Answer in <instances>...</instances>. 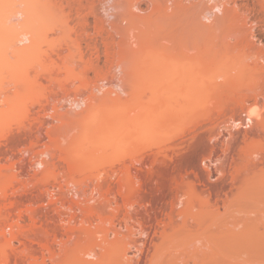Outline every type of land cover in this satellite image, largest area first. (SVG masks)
<instances>
[{"label": "rangeland", "instance_id": "1", "mask_svg": "<svg viewBox=\"0 0 264 264\" xmlns=\"http://www.w3.org/2000/svg\"><path fill=\"white\" fill-rule=\"evenodd\" d=\"M17 1L0 0V12L5 9L9 12L8 8L16 10L21 5L23 8L24 2L21 3L23 0ZM29 1H34L44 13L48 12L44 10L49 8L48 2H60V0ZM14 2L19 4L16 5V9ZM37 7L35 9L39 10ZM39 12L35 13L42 17L43 21L37 17L34 19L41 20L40 22L36 20L35 23H38L36 24L38 27L42 26L41 30L46 33L43 39L45 42L43 40L42 42L47 44L46 41L51 40V37L46 38L50 31L47 27H51V24L47 22L48 19L45 20L46 15L42 13V16ZM13 13L12 11L10 14ZM15 18L16 16L12 15L7 20L9 23H6L17 24ZM73 25L70 23L68 29L65 27L58 38L69 40L76 52L73 38L76 37L77 29L73 28ZM0 37L5 36L0 33ZM0 40L5 42V38ZM156 45L158 44L149 45L146 51L160 50V46ZM0 47V54L2 53L0 57L3 59V53H7L8 49L3 43ZM193 62L194 67H199L202 60ZM60 73L63 76L59 77L58 82L65 80L64 83L74 81L81 84L94 83L98 80L92 72L87 76L82 66ZM7 75L4 74L6 79H0V91L7 86H13L7 83L10 79ZM67 76L70 79L68 82H66L68 78H65ZM192 78V82L195 79L196 81L192 83L194 89L190 92L191 96L189 94L185 99L179 97L175 99L176 95L171 96L172 92L164 89L163 85H169L167 79L155 76L140 77L139 82L137 80L136 93L134 92V95L125 102L124 115L127 116L122 124L109 123L106 114L101 113L93 119L94 122L87 131L91 140L76 143V146L67 144L69 147L61 144L54 132L55 136L52 134L53 136L46 137L43 142L34 146V152L49 148L50 154L43 157L51 160L55 155L54 166L50 164V168L31 167V170L29 169L31 173L23 170V164H29L31 152L23 153L20 149L11 151L9 142L8 146L1 139L7 133L17 131L18 126L30 129V125L36 122L38 116L36 107L38 103L35 105L32 103L43 97V93L49 94L52 83L47 79H41L40 84L38 81L37 84L34 82V85L29 87L31 90L28 89L29 92L24 93L19 104L0 114V212L9 211L13 214L21 224L22 234L20 238H14L9 246L3 237L0 239V255L3 253L1 251L6 250V264H78L82 251L95 241L81 229L83 225L80 222L83 217L78 215L84 213V218L88 215L79 209V205L70 202L73 204L72 208L76 206L74 208L76 210L70 207L72 204L66 207L61 203L53 205L46 189L47 184L52 181L48 175L49 170L58 172L56 174L59 175L78 174V178H86V183L88 178V182L103 178V173L106 172L120 171L119 174L124 172L127 180L123 183L127 185H124L123 191L119 193L116 188L110 196L111 207L101 215L99 212L96 213L97 218L101 216L106 220L101 224L103 227H110L114 222L116 229L122 233L118 236L117 243L108 244L104 264H264V191L254 189L253 173L245 166L249 151L251 153L264 149V134L253 125L251 127L239 125L238 131L237 128L230 127L235 116V119L243 117L240 112V117L238 112L234 116L232 110L236 103L234 101L250 94L246 88L253 86L254 81L248 77L241 81L246 85L242 86L245 91L241 96L237 92L230 93L232 90L228 88L213 90L214 88L201 82L202 78L195 75ZM253 98L250 108L264 112V99L259 98L257 102ZM101 120L106 125L100 124ZM228 127L237 133L235 139L229 137ZM246 132L248 136L245 139L243 136ZM211 134L213 136L216 134V140L210 142ZM223 140L230 143L224 144ZM30 142L32 141H28L29 145ZM225 148L228 150H224ZM35 170L38 173L36 175L32 174L36 172ZM86 186L88 188L84 187L85 193L87 192L89 197V190L93 185L91 188L89 185ZM1 189H7L6 196ZM42 194L45 198L40 200L39 196ZM69 197L71 199L72 194H69ZM83 197L85 196H82L81 200ZM71 200L74 201L73 198ZM52 205L57 209L51 208ZM49 208L55 215L47 212ZM35 211L39 213L33 216ZM58 213H62L63 216ZM49 215L54 217L49 219ZM76 216L80 217V222ZM57 217L61 222L56 221ZM77 223L78 225H75ZM127 227L134 231L132 238L137 241L127 245L131 252L124 258L126 260L118 259V251L127 243L123 238L129 230ZM6 231L8 236L11 229ZM114 239L115 236L111 234L109 240ZM98 240L100 241V237ZM126 240L129 238H125ZM46 245L51 246V249L49 250ZM87 259L95 260L93 257ZM0 261L1 264L6 262L3 258Z\"/></svg>", "mask_w": 264, "mask_h": 264}, {"label": "bare ground", "instance_id": "2", "mask_svg": "<svg viewBox=\"0 0 264 264\" xmlns=\"http://www.w3.org/2000/svg\"><path fill=\"white\" fill-rule=\"evenodd\" d=\"M31 2L23 0L21 3L25 7L21 8V5L18 9H16L18 3L14 2L16 10L10 7L13 14H10L12 11L9 8L7 9L9 12H6V9L0 12V33L5 36L0 37L5 38V42H2L4 39L0 40V45L3 43L4 47L9 50L3 53V59L0 57L2 59L0 60V79H6L4 74L7 73V77L10 78L7 83L13 84L0 91L2 94L0 114L19 104L24 93H27L28 89L31 90L29 87L34 82L47 79L52 83V90L49 94L43 93V97L36 102L33 101L34 104L32 103V105L38 103L36 104L38 116L36 122L30 125V129L18 126L17 131H11L1 139L7 144L9 142L11 147L9 144L8 146L11 151L20 149L23 153L31 152L30 159L28 158L29 164H23V170H27L26 172H29L31 167L47 166L48 168L50 164L54 166L55 155L51 156L52 159L50 157L51 160L44 158L50 154L49 148L34 152L35 144L38 145L46 137L53 136L54 132L58 135L56 139L58 137L61 144L76 146V143L91 140L87 131L91 128L93 119L101 113L106 114L104 115L108 117L109 123L122 124L127 116V114L124 115L125 102L131 95H134V92L136 93L137 80L146 76L167 79L169 85H163L164 89L172 92L171 96L176 95L175 99H185L189 96L194 89L192 83L196 81L195 79L192 82L194 75L202 78L201 82L211 86L213 90L228 88L232 90L230 93L237 92L241 96L245 91L242 89L244 83L241 81L247 77L251 78L254 85L246 88V91L251 92L253 96L244 92L249 95H243V98L234 101L236 102L232 109L234 116L238 112L240 117V112L243 117L235 119V116L230 127L233 129L235 127L238 131L239 125L244 124L246 127L253 125L264 134V112L250 108L253 97L254 101L259 98L264 99V0H60L56 3L48 2L49 8L44 9L48 11H45L46 13L42 12L34 1ZM36 7L39 10H36ZM36 11L37 13L40 11V15L44 13L45 20L48 19L47 22L51 24V27H47L50 31L46 38L51 37V40L46 41L47 44H44L43 40L46 33H43L42 26L38 27L36 25L38 23H35L36 20L41 21L37 19L40 17L36 15ZM10 15L16 16L17 24L6 23L11 18ZM34 17L37 18L34 19ZM70 23L74 24L73 28L77 29L76 33L74 32L76 37L73 38L76 52L68 42L69 40L58 38ZM155 43L160 46V50L146 51L149 45ZM194 60H202L199 67H194ZM78 66L84 68L87 76L90 72L94 73L98 78L97 82L78 83V85L70 81L69 75L65 78L69 79L66 82H70L64 83L65 80L58 82L59 77L63 76L60 75L63 74L60 73L61 71L67 72ZM230 84L231 86H228ZM96 123L98 126L97 121ZM100 124L105 123L102 121ZM230 127H228L229 137L234 138L237 133L233 132ZM247 136L248 132L243 137L246 139ZM211 137L210 142L216 140V134ZM29 140L32 141L30 145ZM223 143L230 142L223 140ZM16 154L18 156L15 152ZM246 160L247 165L245 166H248L253 173L254 189L264 191V149L251 153L249 151ZM35 171L32 174H38L37 170ZM115 172L105 174L102 172L104 176L101 175V177L103 178H96V176V181L94 179L91 182H88V178L87 183L90 184H87L86 178H78V174L59 175L56 174L58 172L54 173L49 170L48 175L52 181L47 184L46 189L49 191L53 205L61 203L63 207H66L72 204L70 203L72 201L88 215L84 218V213H82L84 216L79 214L78 216L83 217L82 220L76 217L77 220L79 218L78 222L81 220L80 224L82 223L83 226H80L84 233L95 241L93 240L94 242L82 251L78 264H104L108 244L117 243L118 236L122 234L119 229H116L114 222L110 227H103L101 224H104L106 220L101 216L99 218L96 216L97 212L101 215L111 207L112 198L110 196L113 195L115 189L118 188L120 193L124 185H127L123 183L127 180L123 175L124 172L123 174H119L120 171ZM86 185L90 188L93 185L92 189L89 188V197L87 192L85 193ZM1 191L4 196L7 195V189H1ZM69 194H72L74 201L68 198ZM82 196H85L83 200H81ZM74 197L80 198L76 201ZM39 198L44 199L45 195L42 194ZM53 205L51 208L57 209ZM72 206L73 204L70 207ZM51 208L47 211L49 214H53L50 211ZM74 208L72 209L76 210ZM38 213V211L33 212V216ZM52 216L49 215V219ZM72 219L77 221L75 218ZM56 221H60L58 217ZM56 221L54 222L57 223ZM84 224L89 226L85 227ZM0 226V239L3 237L7 246L14 238L18 239L22 235L20 222L9 211L0 212ZM127 228L129 230L123 237L124 242L127 243L118 251V259L127 258L131 252L127 245L137 241L134 237L132 238L134 231L130 229L131 227ZM6 229H11V237L10 234L9 237L7 236ZM111 234L115 236L114 240H109ZM97 237H100V241ZM125 238L129 240L125 241ZM47 248L50 250L51 246L48 245ZM1 252L3 253L0 257L4 259V262L6 260L4 263L6 264V250ZM87 257H93L95 260H88Z\"/></svg>", "mask_w": 264, "mask_h": 264}]
</instances>
